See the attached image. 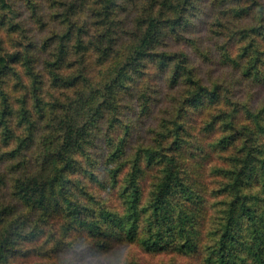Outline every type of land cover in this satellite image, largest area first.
Instances as JSON below:
<instances>
[{
    "label": "trees",
    "instance_id": "obj_1",
    "mask_svg": "<svg viewBox=\"0 0 264 264\" xmlns=\"http://www.w3.org/2000/svg\"><path fill=\"white\" fill-rule=\"evenodd\" d=\"M127 247L264 264V0H0V264Z\"/></svg>",
    "mask_w": 264,
    "mask_h": 264
},
{
    "label": "rangeland",
    "instance_id": "obj_2",
    "mask_svg": "<svg viewBox=\"0 0 264 264\" xmlns=\"http://www.w3.org/2000/svg\"><path fill=\"white\" fill-rule=\"evenodd\" d=\"M113 253L108 257V258H106V260H102L101 261V263L102 264H109V262H110V260H111V258L113 257V258H115L116 257V254L115 255H113ZM139 255H138V253H137V250H136V248L135 247H127V248H121V250H120V252H119V254H118V257L120 258V259H128V258H130V259H134V260H138L139 261V259L141 260V262L140 263H143V264H158L157 262H158V259L159 258H148V257H143L142 255H140V258L138 257ZM88 261H90V262H92V263H95V262H97V261H95V260H92V259H89Z\"/></svg>",
    "mask_w": 264,
    "mask_h": 264
}]
</instances>
